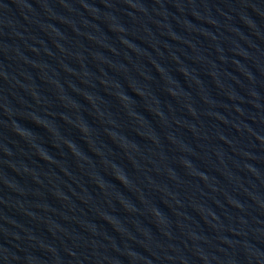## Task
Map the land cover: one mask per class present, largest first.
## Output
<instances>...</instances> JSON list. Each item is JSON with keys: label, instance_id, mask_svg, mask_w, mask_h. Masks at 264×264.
Wrapping results in <instances>:
<instances>
[{"label": "water", "instance_id": "obj_1", "mask_svg": "<svg viewBox=\"0 0 264 264\" xmlns=\"http://www.w3.org/2000/svg\"><path fill=\"white\" fill-rule=\"evenodd\" d=\"M0 264H264V0H0Z\"/></svg>", "mask_w": 264, "mask_h": 264}]
</instances>
